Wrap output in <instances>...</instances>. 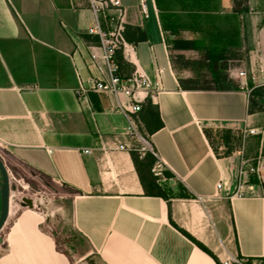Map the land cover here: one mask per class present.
I'll return each mask as SVG.
<instances>
[{"label": "crops", "instance_id": "obj_1", "mask_svg": "<svg viewBox=\"0 0 264 264\" xmlns=\"http://www.w3.org/2000/svg\"><path fill=\"white\" fill-rule=\"evenodd\" d=\"M122 1L133 48L130 60L118 55L123 72L163 70L164 89L155 104L144 105L140 120L171 173L159 181L167 197L147 193L133 151L116 149L127 119L113 109L112 96L76 94V70L90 75L96 43L87 33L89 0H0V150L71 191L63 230L48 234L40 228L43 217L24 209L0 264H71L90 255L103 264H218L181 229L220 262L264 261V179L250 175L245 192L232 196L242 162H264V85L250 94L240 86L183 88L179 80L195 78L194 65L174 59L180 53L198 60L219 44L245 49L246 67L264 71V0H248L241 14L234 0H147V18L139 0ZM171 4L182 13L180 24L167 14ZM177 39L192 40L193 48L173 49ZM204 128L257 133L244 134L229 155L219 147L217 155ZM57 236L70 238L64 249Z\"/></svg>", "mask_w": 264, "mask_h": 264}, {"label": "built area", "instance_id": "obj_2", "mask_svg": "<svg viewBox=\"0 0 264 264\" xmlns=\"http://www.w3.org/2000/svg\"><path fill=\"white\" fill-rule=\"evenodd\" d=\"M89 3L93 23L87 33L96 38V43L90 44L92 49L90 62L87 65L91 71L90 75L83 77L80 71L76 70L78 80L76 94L83 99H87L88 94L92 92L112 96L114 99L113 109L123 114L127 119V126L122 131L125 140L118 141L116 149L136 152L141 158L152 155L154 157L151 168L153 175L157 177L158 181L165 180L166 165L150 139L142 131L140 120L144 105L155 104L157 96L164 89L163 70L157 68L154 75H149L136 66L130 73H124L118 55L122 53L124 58L130 60L133 49L125 36L128 24L127 7L122 0H89ZM139 10L145 18L149 16L147 0H139ZM230 74L249 94L252 91L251 88H248L249 78L255 83V86L264 85V71L261 68L252 72L250 77L245 69L234 70ZM256 133L257 130L254 128H244L243 130V135ZM0 157L7 166L1 153ZM250 175H256L260 181L263 180L264 162L258 165H248L246 161L242 162L237 188L232 196H241L245 192L247 178ZM217 186L220 189L222 184L219 183ZM198 200L204 201L202 197H198ZM245 259L248 260L245 257H240V259L231 257L226 259L223 264H247ZM252 261L254 264H264V261L261 260L254 259Z\"/></svg>", "mask_w": 264, "mask_h": 264}, {"label": "rangeland", "instance_id": "obj_3", "mask_svg": "<svg viewBox=\"0 0 264 264\" xmlns=\"http://www.w3.org/2000/svg\"><path fill=\"white\" fill-rule=\"evenodd\" d=\"M171 2L172 0L169 3ZM173 3H181V1L176 0ZM170 7L171 11L167 13L168 16L171 18V21L180 24L182 22V13L172 11V9H175L177 5L174 6V4H171ZM209 48H211L209 51L211 54H208V52L206 54H202L198 59L200 60V63L191 68L193 77L199 79L202 85H205L206 82L210 83L212 81V84L216 85L214 80L218 69H220V72L228 74L229 77L235 80L238 84H240V82L235 77L233 78L231 76V71L245 69L248 73V77L252 75V72H256L253 69L246 67L245 57L247 52L245 49H242L241 47L232 48V46L229 48L228 46H221L219 44H213ZM171 55L173 56V52ZM260 86H255V83L252 82L251 78H249V89L251 88L253 91ZM215 141H218V138H215ZM220 151H222V148H220ZM0 153L8 163H11V166L7 164L11 177L10 190L8 194L10 214L7 222L0 231V254H2L7 250L6 237L11 231L17 217L24 209L36 211L43 217L40 228L48 234L54 235V232L58 233V231L63 230L64 226L69 223L68 212H66L67 209L63 201L71 196V191L34 170L12 163L10 156H8L7 152L4 150H0ZM2 186L3 180L1 179L0 190L2 189ZM26 199H29L31 203L27 206H22V203ZM69 239L70 238L66 239V236H57L59 248L64 249V244L66 242L69 243ZM234 257L240 259L238 256ZM244 261L247 264H254L251 259H245ZM71 264L103 263L95 255H90L81 257L80 259L79 257L71 258Z\"/></svg>", "mask_w": 264, "mask_h": 264}, {"label": "trees", "instance_id": "obj_4", "mask_svg": "<svg viewBox=\"0 0 264 264\" xmlns=\"http://www.w3.org/2000/svg\"><path fill=\"white\" fill-rule=\"evenodd\" d=\"M248 9H249L248 0H234L233 11L235 13L241 14V13L247 12ZM144 38H145L144 35L139 36V39H144ZM172 48L173 49H191L193 48V41L177 39V40H174ZM210 50L211 48L208 47L207 48L208 54L209 53L211 54V52H209ZM174 59H175V62H178L184 68L189 67L191 65H197L200 63V60L187 59L183 54H180V53L175 54ZM215 76L216 77H215L214 82H216V85H213L211 82L210 83L206 82L205 85H202L200 83V80L197 78H186V79H180L179 81L183 88H188V89L239 88V85L234 84L228 74L216 71ZM204 133L209 139L217 155H221L218 150L219 147H222V151H221L222 155L231 154L234 150H236L241 145L242 138H243L242 131H233L231 129L204 128ZM215 138L216 139L218 138V141H215ZM132 158H133L135 167L139 173V177L141 179V182L146 192L150 194H154V195L167 197V194L162 189V185L159 183L157 177H155L151 171V168L154 163V157L152 155H147L145 158L146 160H143L139 157L138 153L133 152ZM164 173L167 176H170L171 174L166 170L164 171ZM181 231H183L185 235H187L191 240H193L199 247H201L203 250L209 253L218 264H223L207 247H205L201 242L196 240L191 234H189L183 229H181Z\"/></svg>", "mask_w": 264, "mask_h": 264}, {"label": "water", "instance_id": "obj_5", "mask_svg": "<svg viewBox=\"0 0 264 264\" xmlns=\"http://www.w3.org/2000/svg\"><path fill=\"white\" fill-rule=\"evenodd\" d=\"M0 172L2 175L3 186L1 189V215H0V231L4 227L5 223L9 218V211H10V202L8 198L9 190H10V176L7 166L5 165L4 161L0 157ZM31 202L29 199L24 200L22 206H27ZM56 233L54 232V235Z\"/></svg>", "mask_w": 264, "mask_h": 264}, {"label": "bare ground", "instance_id": "obj_6", "mask_svg": "<svg viewBox=\"0 0 264 264\" xmlns=\"http://www.w3.org/2000/svg\"><path fill=\"white\" fill-rule=\"evenodd\" d=\"M9 213H10V211H9Z\"/></svg>", "mask_w": 264, "mask_h": 264}]
</instances>
